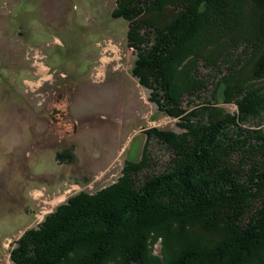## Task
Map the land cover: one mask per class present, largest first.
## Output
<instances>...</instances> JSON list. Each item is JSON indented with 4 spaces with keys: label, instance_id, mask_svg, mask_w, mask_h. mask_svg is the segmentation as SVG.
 I'll return each mask as SVG.
<instances>
[{
    "label": "rangeland",
    "instance_id": "rangeland-1",
    "mask_svg": "<svg viewBox=\"0 0 264 264\" xmlns=\"http://www.w3.org/2000/svg\"><path fill=\"white\" fill-rule=\"evenodd\" d=\"M255 2L238 0L229 4L226 11L235 21L228 22L226 30H217L220 34L213 40H204L207 21V25L202 21L200 27L196 24L199 28L192 34V44L184 59L176 55L183 49L184 39L193 32L189 29V33L174 40L166 74L173 80L169 94L172 110L179 112L175 115V111L167 114L154 101L155 94L149 86L155 87L157 81L147 76V84L142 85L133 72L137 56L141 55L142 64L147 63L151 49L144 45L134 49L130 39L144 37L142 29H134L130 42L127 41L130 21L121 17L120 11L129 0H0V264H15L11 256L17 242L28 231L37 230L44 218L68 198L82 191L96 193L116 184L122 174L124 177V154L135 134L158 129L172 133L178 145L184 139L193 143L188 131L193 130L197 119L188 118L192 111L198 112L207 105L208 109L220 108L231 116L236 113L233 102L224 104L228 85L225 78L231 65H243L245 61L239 59L254 52L250 51L251 44L244 50L240 42L263 36L264 29L253 27ZM138 5L136 2L135 6ZM164 8L158 20L169 25L176 8L166 3ZM146 9L135 14L134 23L150 20ZM229 28L236 30L229 32ZM216 41L221 53L225 51V60L210 64L199 55L198 47ZM175 57L178 64L171 60ZM160 82L166 88L165 76ZM247 85L248 92L256 88ZM163 89L156 88V94H162ZM202 116L206 122L212 117L207 113ZM223 125L224 132L233 134L228 123ZM247 125L256 127L253 122L242 127L246 129ZM261 126L264 128V118ZM149 135L139 162L130 163L139 164L145 155L148 163L153 164L151 170L140 175L139 182L147 174L161 173L169 157L179 155L178 148L168 149ZM118 210L122 214L135 209L120 206ZM165 217V224L174 221L170 215ZM141 218L145 219L141 215L136 217L135 222L126 226L129 230H118L116 234L130 238L131 232L138 234V239L143 237L146 249L150 245V260L146 264H196L194 261L203 258L197 256L192 261L180 251L168 253L175 238L166 239L160 233L154 239L156 234L143 228L149 220ZM199 235L189 244L199 242ZM206 241L204 257L213 258L214 251H225L222 244L210 246Z\"/></svg>",
    "mask_w": 264,
    "mask_h": 264
},
{
    "label": "trees",
    "instance_id": "trees-1",
    "mask_svg": "<svg viewBox=\"0 0 264 264\" xmlns=\"http://www.w3.org/2000/svg\"><path fill=\"white\" fill-rule=\"evenodd\" d=\"M213 1L131 0L121 8L120 16L130 21L128 26L131 33L128 30V43L130 40L134 41L135 50H139L140 45L151 49L147 63L142 64L141 55L137 56L133 72L142 85L147 84V76H152L157 81L155 87H149L155 94L154 101L167 114L175 111V115H179L177 110H172L170 104V100L173 101L170 98L173 80L166 74L169 72L166 70V64L170 50L174 47V40L189 33V29L193 32L184 39L186 41L183 42V49L176 55L179 59H184L187 57L186 50H190V41L194 37L195 29L200 27L202 21L206 25L208 23L203 27L206 32L205 41L213 40V37L220 34L218 31L229 27L228 22L235 21L229 16L226 8L238 0H216L215 5ZM136 2H139V7L135 6ZM262 2L263 0H257L253 8L256 24H253V27L260 31L264 29ZM165 3L176 8L170 15L173 20L169 24L171 26L163 25L158 20L162 18ZM201 6L204 7L202 11L198 9ZM144 9L145 13L150 15V20L144 21L142 18V22L134 23L135 14ZM196 24H199V27ZM134 29H142L144 37L129 40ZM232 29L236 30L229 28L228 31ZM254 39L246 38L240 42L244 44V50L251 44L250 51L254 52H250L245 59H239L243 63L245 61L243 65H231L228 69L230 73L225 78L228 85L225 86L224 104L233 102L236 108L233 116L224 114L220 108L208 109L207 105L202 106L198 112L192 111L188 118L197 119L196 124L191 127L193 130L188 131L195 140L193 143L184 139L182 144L178 145L172 133L152 129L147 133H150V137L152 135L157 138L159 143L166 145L168 149H179L176 151L179 155L174 159L169 157L168 164L161 173L147 174L143 177V182H139L140 175L153 164L148 163L145 155L139 164L125 162L127 172L124 177L122 174L116 184L93 194L79 192L56 207L52 214H48L37 230L28 231L17 242V248L12 249V261L15 264H146L150 260V245L148 244L146 249L144 240L138 239V234L134 236L129 232L131 239L116 234L118 230L122 233L126 232V229L129 230L126 226L135 222V218L141 215L149 220L147 223L141 218L146 223L143 228L147 227L146 229L156 234L154 239L160 233L166 239L168 236L175 238L176 243L172 244V247L169 246L170 254L180 251L192 261L195 257L202 256L203 258L194 261L196 264H264V128L261 126L264 118V31L261 38ZM241 44L237 43V46ZM200 47L199 55L208 63L213 64L221 58L225 60V51L221 53L217 41L204 42ZM177 57L171 59L175 60L176 64ZM164 76L167 78L166 88L160 82ZM247 84L256 88L248 92ZM159 86L164 88L162 94H156V88ZM206 113L209 117L212 116L208 122L203 121L202 115ZM225 122L231 127L233 134L224 132ZM249 122L255 123L256 127H242ZM129 176L133 178L129 180ZM120 206L123 209L132 206L135 210L119 214ZM166 215H170L174 221L165 224ZM204 233L205 236H202ZM197 234H200V241L189 244ZM131 236H134L133 239ZM204 238L210 246L213 243L222 244L225 251L216 250L213 252L215 257H204L202 253L205 246L207 247ZM178 240L185 242L181 244ZM235 251L238 254L236 257ZM179 264L186 262L179 261Z\"/></svg>",
    "mask_w": 264,
    "mask_h": 264
},
{
    "label": "water",
    "instance_id": "water-1",
    "mask_svg": "<svg viewBox=\"0 0 264 264\" xmlns=\"http://www.w3.org/2000/svg\"><path fill=\"white\" fill-rule=\"evenodd\" d=\"M146 141V134H135L128 144L127 151L125 153V160L130 163L139 162L144 142Z\"/></svg>",
    "mask_w": 264,
    "mask_h": 264
},
{
    "label": "bare ground",
    "instance_id": "bare-ground-1",
    "mask_svg": "<svg viewBox=\"0 0 264 264\" xmlns=\"http://www.w3.org/2000/svg\"><path fill=\"white\" fill-rule=\"evenodd\" d=\"M129 1H130V0H129ZM153 1H154V0H153ZM120 7H121V6H120ZM150 7L152 8V6H150ZM164 18H165V17H164ZM150 24H151V23H150ZM112 47H113V46H112ZM177 54H178V53H177ZM238 103H239V102H238ZM211 132H212V131H211ZM190 137H191V136H190ZM239 140H240V139H239ZM203 169H204V168H203ZM229 172H230V171H229ZM263 175H264V174H263ZM248 179H249V178H248ZM206 180H207V179H206ZM184 183H185V182H184ZM182 186H183V185H182ZM178 187H179V186H178ZM186 188H187V187H186ZM178 189H179V188H178ZM114 191H115V190H114ZM175 191H176V190H175ZM174 193H175V192H174ZM177 194H178V193H177ZM175 198H176V197H175ZM177 198H178V196H177ZM97 199H98V198H97ZM173 199H174V198H173ZM84 200H85V199H84ZM118 201H119V200H118ZM234 201H236V199H235ZM173 202H174V201H173ZM173 202H172V203H173ZM170 203H171V202H170ZM173 204H174V203H173ZM259 206H260V205H259ZM69 209H70V208H69ZM174 209H175V208H174ZM66 213H67V212H66ZM226 213H227V212H226ZM240 214H242V213H240ZM249 214H250V213H249ZM168 216H169V215H168ZM236 216H237V215H236ZM214 219H215V218H214ZM159 220H160V219H159ZM261 220H262V219H261ZM151 223H152V222H151ZM156 223H157V221H156ZM60 224H61V223H60ZM211 225H213V224H211ZM218 225H219V224H218ZM239 225H240V224H239ZM77 226H78V225H77ZM204 226H205V225H204ZM204 226H203V227H204ZM262 226H263V225H262ZM226 227H227V226H226ZM220 228H221V227H220ZM205 229H207V228H205ZM226 229H227V228H226ZM228 229H229V228H228ZM232 229H233V228H232ZM232 229H231V230H232ZM216 230H218V228H217ZM72 231H73V230H72ZM111 231H113V230H111ZM203 231H204V230H203ZM73 232H74V231H73ZM77 232H78V231H77ZM212 233H213V231H212ZM225 233H226V232H225ZM230 233H231V232H230ZM153 234H154V233H153ZM227 234H229V233H227ZM72 235H73V234H72ZM75 235H76V234H75ZM154 235H155V234H154ZM104 236H105V235H104ZM222 236H223V235H222ZM68 237H69V236H68ZM80 237H81V236H80ZM114 237H115V236H114ZM154 237H155V236H154ZM77 238H78V237H77ZM90 238H91V237H90ZM101 238H102V237H101ZM142 238H143V237H142ZM142 238H141V239H142ZM57 239H58V238H57ZM78 239H79V238H78ZM104 239H105V238H104ZM151 239H152V238H151ZM234 239H235V238H234ZM66 240H68V239H66ZM73 240H74V239H73ZM80 240H81V239H80ZM80 240H79V241H80ZM82 240H83V238H82ZM87 240H88V239H87ZM204 240H205V238L203 239V241H204ZM76 241H77V240H76ZM140 241H141V240H140ZM163 241H164V239H163ZM145 243H146V242H145ZM74 244H75V243H74ZM74 244H73V245H74ZM81 244H82V241H81ZM63 245H64V244H63ZM75 245H76V244H75ZM75 245H74V246H75ZM83 245H84V244H83ZM91 245H92V244H91ZM143 245H144V244H143ZM196 245H197V244H196ZM199 245H200V244H199ZM129 246H130V245H129ZM194 246H195V245H194ZM59 247H60V246H59ZM64 247H65V246H64ZM77 248H78V247H77ZM129 248H130V247H129ZM134 248H135V246H134ZM195 248H196V247H195ZM199 248H200V247H199ZM64 249H65V248H64ZM73 249H74V248H73ZM200 249H201V248H200ZM65 250H66V249H65ZM71 250H72V249H71ZM163 251H164V250H163ZM193 251H194V250H193ZM72 252H73V251H72ZM86 252H87V251H86ZM140 253H141V252H140ZM163 253H164V252H163ZM173 254H174V253H173ZM141 256H142V255H141ZM179 256H180V255H179ZM181 256H182V255H181ZM177 257H178V256H177ZM143 258H144V257H143ZM65 259H66V258H65ZM65 259H64V260H65ZM68 259H69V257L67 258V260H68ZM138 259H139V257H138ZM154 259H155V258H154ZM154 259H153V260H154ZM165 259H166V258H165ZM67 260H66V261H67ZM142 261H143V260H142ZM146 261H147V260H146ZM175 261H176V260H175ZM144 263H145V261H144ZM149 263H150V262H149ZM163 263H165V262L163 261ZM97 264H98V262H97Z\"/></svg>",
    "mask_w": 264,
    "mask_h": 264
}]
</instances>
